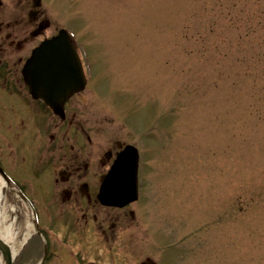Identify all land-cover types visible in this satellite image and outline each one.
I'll return each instance as SVG.
<instances>
[{
	"label": "rangeland",
	"instance_id": "374dc122",
	"mask_svg": "<svg viewBox=\"0 0 264 264\" xmlns=\"http://www.w3.org/2000/svg\"><path fill=\"white\" fill-rule=\"evenodd\" d=\"M50 3L90 51V107L145 129L148 252L264 264V0ZM5 202L2 227L25 232L28 209Z\"/></svg>",
	"mask_w": 264,
	"mask_h": 264
},
{
	"label": "flooded vegetation",
	"instance_id": "af4514ba",
	"mask_svg": "<svg viewBox=\"0 0 264 264\" xmlns=\"http://www.w3.org/2000/svg\"><path fill=\"white\" fill-rule=\"evenodd\" d=\"M50 2L0 0L1 193L30 213L26 231L20 221L13 231L12 264H168L147 250L145 129L110 127L90 107L98 93L90 51L56 24ZM62 29L86 81L56 112L31 93L24 69L35 49ZM129 145L139 154L138 199L106 203L103 184Z\"/></svg>",
	"mask_w": 264,
	"mask_h": 264
},
{
	"label": "water",
	"instance_id": "95a60500",
	"mask_svg": "<svg viewBox=\"0 0 264 264\" xmlns=\"http://www.w3.org/2000/svg\"><path fill=\"white\" fill-rule=\"evenodd\" d=\"M24 75L31 93L56 112L58 106L64 105L74 91L84 88L86 81L82 62L65 29L35 49L26 64ZM138 165V149L127 146L105 179L101 190L103 201L122 205L138 199ZM0 254L5 264H12L11 247L1 238Z\"/></svg>",
	"mask_w": 264,
	"mask_h": 264
},
{
	"label": "bare ground",
	"instance_id": "6f19581e",
	"mask_svg": "<svg viewBox=\"0 0 264 264\" xmlns=\"http://www.w3.org/2000/svg\"><path fill=\"white\" fill-rule=\"evenodd\" d=\"M2 183H0V216L2 215L3 212L7 211V203L5 202V197L3 196V194L1 193L2 191V187H1ZM14 224L13 222L9 225H6L4 227H2V220H0V238L2 240H4L9 246H11L12 250L14 251V247H15V240H14ZM0 264H5V261L3 260L1 254H0Z\"/></svg>",
	"mask_w": 264,
	"mask_h": 264
}]
</instances>
